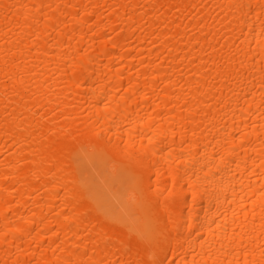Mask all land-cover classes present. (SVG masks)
Returning a JSON list of instances; mask_svg holds the SVG:
<instances>
[{
  "label": "bare ground",
  "instance_id": "obj_1",
  "mask_svg": "<svg viewBox=\"0 0 264 264\" xmlns=\"http://www.w3.org/2000/svg\"><path fill=\"white\" fill-rule=\"evenodd\" d=\"M0 264H264V0H0Z\"/></svg>",
  "mask_w": 264,
  "mask_h": 264
}]
</instances>
